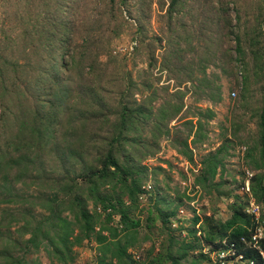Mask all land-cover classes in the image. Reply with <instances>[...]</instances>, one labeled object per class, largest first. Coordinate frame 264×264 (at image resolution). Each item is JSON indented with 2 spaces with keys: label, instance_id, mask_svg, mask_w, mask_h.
<instances>
[{
  "label": "trees",
  "instance_id": "trees-1",
  "mask_svg": "<svg viewBox=\"0 0 264 264\" xmlns=\"http://www.w3.org/2000/svg\"><path fill=\"white\" fill-rule=\"evenodd\" d=\"M81 1L84 8L91 2L0 0V264H39L34 255L40 252L51 264H73L76 248L85 242L94 243L96 264H211L203 248L216 251L226 244H233L246 262L264 264V92L256 114L257 137L244 155L254 171L249 191L260 205L259 217L247 211L248 196L220 190L225 180L213 182L222 164L219 153L226 150L222 145L204 157L194 180L209 194L232 196L230 215L221 220L213 213H194L190 226L172 227L182 202L169 211L157 208L156 214L149 208L146 227L159 217L167 244L162 241L154 255L151 245L144 259L130 252L140 246L136 210L146 192L140 149L157 145L158 135H165L193 162L187 139L193 133L191 142H200L204 122L215 112L196 107L183 121L187 136L174 138L171 121L186 116L179 115L183 104L173 102L172 95L184 93L169 94L155 106L151 80L143 82L152 89L149 101H138L130 91L138 89L136 84L126 83L129 71L114 76L109 71L110 63L116 68L120 64L111 54V42L122 33V14L133 20L142 42L143 20L150 14L140 15L128 0H95L101 8L91 16L79 11ZM165 5L158 14L164 22L158 40L187 44L203 39L212 46L213 34L224 30L233 35L238 59L251 58L263 67L264 0H167L157 10ZM205 49L209 61L203 59L210 65L216 52ZM249 72L244 66V90ZM187 79L195 82L189 74ZM196 87L213 85L197 79ZM215 89L216 95L203 96L219 101L220 86ZM146 131L154 143L144 142ZM260 227L262 236L254 243L251 237Z\"/></svg>",
  "mask_w": 264,
  "mask_h": 264
},
{
  "label": "rangeland",
  "instance_id": "rangeland-1",
  "mask_svg": "<svg viewBox=\"0 0 264 264\" xmlns=\"http://www.w3.org/2000/svg\"><path fill=\"white\" fill-rule=\"evenodd\" d=\"M90 1V3L87 2L85 8L81 1L80 5L83 8H79V11L84 10L86 12L84 14L92 16L93 12L98 11L100 5L95 6L96 1ZM148 2L149 0H128V5L139 10L140 15L148 13L150 17L143 20L145 37L142 42V33L136 29L133 20L128 18L125 12L122 14L126 19L122 33L111 42V54L118 56L120 64L118 68L113 63L109 64L111 75L114 76V73L122 75L124 71H129V75H126V83L133 81L138 88H132L130 91L134 92L136 100L145 102L149 101L148 95L152 89L145 88L143 82L151 80L157 94L153 102L155 106L159 105L165 97H169V94L177 91L183 92L182 96L172 95L173 102L183 104L179 115L186 116L178 121H171L169 126L174 138L183 139L187 136L189 128L183 121L190 118L189 115L195 112L196 107L202 109L210 107L215 115L207 120L208 122H204L203 131H201L204 136L200 142H191L193 133L187 139L192 150L193 162L179 154L167 136L158 135L155 141L151 133L147 131L144 133V142L154 143L155 141L157 145L142 147L139 151L142 153L140 164L146 168L143 181V188L146 192L140 196L136 210V216L141 221L138 241L140 246L130 249V252L141 259L147 256L151 245L154 246L152 251L154 255L160 249L162 241L167 244L165 230L159 217L155 218L152 227H146L145 216L149 208L156 214L157 208L169 211L174 205L182 202L177 209L176 220L172 222V227L178 224L190 226L194 213L201 215L213 213L221 220H225L230 215L229 205L233 201L232 196L217 197L215 191L209 194L194 180L201 169L204 157L211 152H216L222 145L226 146V150L219 153L222 164L218 165L213 182L225 180L226 183L220 186V190L230 189L242 198L245 195L248 196L249 202L252 200L250 191L246 189L245 181L252 176L254 171L247 164L244 155L248 148L247 144L257 137L256 120L258 116L256 114L262 105L264 92V64L261 67L257 66L255 60L251 58L246 61L238 59L232 40L233 35L223 33L224 30L213 34L215 44L212 46L204 43L203 39H195L193 43L187 44L184 42L167 44L164 39H157L164 29L163 18H160L158 14L164 13L166 5L160 9L161 11L157 9L160 3H165L167 0H153L150 5L147 4ZM191 3L188 1L186 7L189 8L187 4ZM93 6L95 8L92 10ZM230 14L233 18L232 23H235L234 9L231 8ZM189 22H191L190 17ZM205 46H209L212 51L216 52V55L210 58V65H207L209 57ZM174 50L176 51L172 52ZM99 60L105 61L106 57L100 56ZM205 65L206 70L203 73ZM244 66L250 71L246 90H244L242 74ZM188 74L195 78V82L187 79ZM179 79L182 80L181 83L178 82ZM197 79H201L203 83H212L213 87L203 88L204 90L202 87L198 88L196 87ZM215 86H220L221 99L213 102L203 95H216ZM233 91L235 95H232ZM150 151L154 152L149 153ZM257 232L262 236V227L258 228ZM146 235L148 239L142 240ZM94 246V243L85 242L81 247L76 248L77 257L73 264H96L97 252ZM204 250H208V247H204L203 252ZM34 257L38 258L39 264H51L42 252L35 254ZM229 263L247 264L244 259L229 261Z\"/></svg>",
  "mask_w": 264,
  "mask_h": 264
},
{
  "label": "built area",
  "instance_id": "built-area-1",
  "mask_svg": "<svg viewBox=\"0 0 264 264\" xmlns=\"http://www.w3.org/2000/svg\"><path fill=\"white\" fill-rule=\"evenodd\" d=\"M235 95V92H232ZM249 174V173H248ZM251 175V174H249ZM246 189L249 190V179L245 181ZM249 213L253 214L257 219L260 214V207L258 204L251 200L249 202L248 210ZM261 236L259 234H253L251 237L252 242L257 243V239ZM204 253H208L212 259L211 264H230L229 261H241L243 260L241 254H236L235 247L233 244H226L225 248H221L216 251L204 250ZM247 264H253L252 261H248Z\"/></svg>",
  "mask_w": 264,
  "mask_h": 264
}]
</instances>
